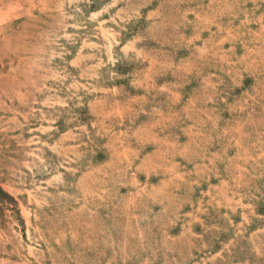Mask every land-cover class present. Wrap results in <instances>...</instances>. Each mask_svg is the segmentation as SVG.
Listing matches in <instances>:
<instances>
[{"label": "rangeland", "instance_id": "374dc122", "mask_svg": "<svg viewBox=\"0 0 264 264\" xmlns=\"http://www.w3.org/2000/svg\"><path fill=\"white\" fill-rule=\"evenodd\" d=\"M0 186V264H264V0H0Z\"/></svg>", "mask_w": 264, "mask_h": 264}, {"label": "trees", "instance_id": "16d2710c", "mask_svg": "<svg viewBox=\"0 0 264 264\" xmlns=\"http://www.w3.org/2000/svg\"><path fill=\"white\" fill-rule=\"evenodd\" d=\"M84 118V117H83ZM0 199L8 203L9 206H12V210L15 211L18 216H19V209H17V202L14 199L13 196H11L7 191H5L1 186H0Z\"/></svg>", "mask_w": 264, "mask_h": 264}]
</instances>
